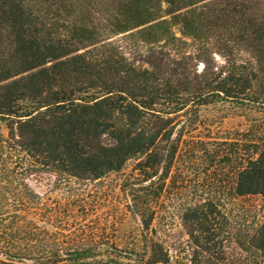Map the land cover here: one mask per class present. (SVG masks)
Wrapping results in <instances>:
<instances>
[{
	"label": "trees",
	"instance_id": "trees-1",
	"mask_svg": "<svg viewBox=\"0 0 264 264\" xmlns=\"http://www.w3.org/2000/svg\"><path fill=\"white\" fill-rule=\"evenodd\" d=\"M220 101L264 107V0H0V209H39L34 174L97 180L135 159L145 223L140 246L53 248L26 219L0 264H264V219L240 235L211 199L186 206L185 237L152 227L183 135ZM233 143L236 194L264 198V142Z\"/></svg>",
	"mask_w": 264,
	"mask_h": 264
},
{
	"label": "rangeland",
	"instance_id": "rangeland-1",
	"mask_svg": "<svg viewBox=\"0 0 264 264\" xmlns=\"http://www.w3.org/2000/svg\"><path fill=\"white\" fill-rule=\"evenodd\" d=\"M121 38L122 35L114 37L116 40ZM216 58L222 62L219 56ZM183 124L181 122L177 130ZM2 129L7 135L4 125ZM191 130L183 135L176 166L172 168L157 204L153 230L167 242L185 237L182 214L186 206L211 199L218 204L221 218H227L229 229L245 235L264 219V198L236 194L233 161L223 162L222 155L228 153L233 159V142L236 141L264 142V107L230 101L204 105ZM201 140L210 141L207 150L203 149ZM218 150H221L219 154ZM136 162L131 159L121 171L97 180L56 173L34 174L29 183L41 195L39 209L22 216L20 208L10 200L0 209V237L11 232L12 224L17 227L28 219V230L44 227L32 240L35 246L60 248L92 244L102 249L140 246L138 242L145 223L133 207L131 195L140 187L143 178L135 169ZM164 171L162 167L159 175ZM158 182L163 184L161 180ZM20 245H27L23 237L19 238Z\"/></svg>",
	"mask_w": 264,
	"mask_h": 264
}]
</instances>
